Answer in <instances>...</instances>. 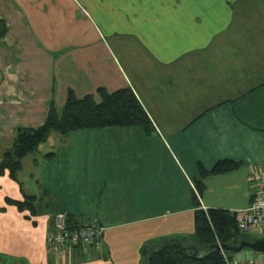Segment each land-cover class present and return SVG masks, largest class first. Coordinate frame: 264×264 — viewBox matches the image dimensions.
I'll use <instances>...</instances> for the list:
<instances>
[{
    "label": "crops",
    "instance_id": "1",
    "mask_svg": "<svg viewBox=\"0 0 264 264\" xmlns=\"http://www.w3.org/2000/svg\"><path fill=\"white\" fill-rule=\"evenodd\" d=\"M0 21V164L70 92L129 88L151 122L53 133L30 158L49 217L9 203L31 195L0 176V264H143L161 239L194 235L200 165L239 164L204 178L201 208L264 196V0H0ZM57 214L100 223L101 250H52Z\"/></svg>",
    "mask_w": 264,
    "mask_h": 264
},
{
    "label": "trees",
    "instance_id": "2",
    "mask_svg": "<svg viewBox=\"0 0 264 264\" xmlns=\"http://www.w3.org/2000/svg\"><path fill=\"white\" fill-rule=\"evenodd\" d=\"M3 26L5 27L3 23H0V27ZM5 34L6 27L0 30V38L4 37ZM98 97L99 100L93 95L78 99L73 92H70L60 114L50 111L46 122L38 129H19L16 133L13 148L6 152L0 164V176L8 174L11 179L15 180L17 172L23 166V160L35 153L39 146L47 142L53 133L66 138L71 132L80 129L114 126H143L147 131H151V122L131 89L125 88L116 92L99 89ZM53 154L50 153L47 156L51 157ZM237 168H239V164L230 160L218 162L211 172H207L203 166H199L200 179L196 181L195 191L197 205V210L194 214L195 233L191 237L181 238L183 243L193 242L199 248H205L216 243L234 245L239 240L254 241L261 238L253 236L251 233H241L238 230L234 212L219 208H210L205 211L198 202L199 196L204 191V178L211 174H222ZM34 198V196L27 197L24 201L8 199V202L16 205L21 210H27L26 207H28L29 210L27 211L33 216L37 213L33 203ZM53 220L54 218L51 226H54ZM67 220L70 226L80 224L103 227L100 223H75L68 217ZM166 240L168 239H161L159 244ZM99 250L101 249H97V251ZM151 252L152 248L144 252L143 264H226L225 258L218 260L210 258L204 260L196 259L186 250L180 249L177 244L168 245L160 252H155L154 250L149 259ZM226 254L229 259H235L232 253Z\"/></svg>",
    "mask_w": 264,
    "mask_h": 264
},
{
    "label": "built area",
    "instance_id": "3",
    "mask_svg": "<svg viewBox=\"0 0 264 264\" xmlns=\"http://www.w3.org/2000/svg\"><path fill=\"white\" fill-rule=\"evenodd\" d=\"M203 208L205 211L207 210L205 207ZM234 213L238 230L241 233L248 234L254 231L264 233V196H256L249 207L234 211ZM53 223L54 230L50 229L47 235V242L52 250L59 251L78 246L92 251L101 249L103 227L80 224L70 226L65 214L56 215ZM222 253L226 264H264V253H257V258L245 262L229 259L226 252Z\"/></svg>",
    "mask_w": 264,
    "mask_h": 264
},
{
    "label": "water",
    "instance_id": "4",
    "mask_svg": "<svg viewBox=\"0 0 264 264\" xmlns=\"http://www.w3.org/2000/svg\"><path fill=\"white\" fill-rule=\"evenodd\" d=\"M177 244L180 249L186 250L188 253L192 254L196 259L204 260V259H213L218 260L223 258V251L226 253L238 254L243 252L244 250L253 251L257 253H264V238L256 239L254 241L248 240H239L234 245L224 244V243H216L214 245L199 248L193 242L183 243L179 239L172 238L168 239L163 243L154 245L152 247V252L162 251L166 246ZM152 252L149 256V259L152 256Z\"/></svg>",
    "mask_w": 264,
    "mask_h": 264
},
{
    "label": "rangeland",
    "instance_id": "5",
    "mask_svg": "<svg viewBox=\"0 0 264 264\" xmlns=\"http://www.w3.org/2000/svg\"><path fill=\"white\" fill-rule=\"evenodd\" d=\"M58 144V142L55 140V138H49L47 140V142H45L44 144L40 145L38 150L35 152L34 155L29 156L25 161H24V166L22 169H20L17 174H16V182L13 183L12 182V187H16V186H21V188H23L24 193L27 195H31V196H36L38 197V200L36 202L35 205L37 206V216H41V217H49L51 216V211L48 209L47 205L42 202L41 200H39L41 198V194L38 189H37V174L35 173V170L33 169L32 163L30 162V158L32 157V159H34V156H40L43 154H46L48 152H51L52 149H54V147H56ZM31 163V164H29ZM35 173V174H34ZM33 175H35V177H33ZM22 192V191H21ZM23 193V192H22ZM27 210L28 207H26ZM261 235H259L257 232H253L252 235L253 236H258L261 238H264V233H260ZM248 250H244L241 253L238 254H233L234 256H241L244 253H247Z\"/></svg>",
    "mask_w": 264,
    "mask_h": 264
}]
</instances>
